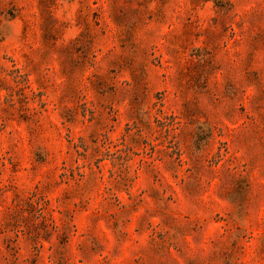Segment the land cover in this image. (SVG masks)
Wrapping results in <instances>:
<instances>
[{
    "label": "rangeland",
    "instance_id": "1",
    "mask_svg": "<svg viewBox=\"0 0 264 264\" xmlns=\"http://www.w3.org/2000/svg\"><path fill=\"white\" fill-rule=\"evenodd\" d=\"M0 264H264V0H0Z\"/></svg>",
    "mask_w": 264,
    "mask_h": 264
}]
</instances>
